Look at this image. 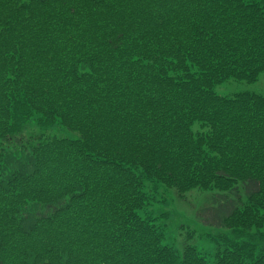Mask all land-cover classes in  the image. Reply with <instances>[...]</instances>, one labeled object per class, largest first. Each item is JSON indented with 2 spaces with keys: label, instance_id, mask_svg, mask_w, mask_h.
Wrapping results in <instances>:
<instances>
[{
  "label": "trees",
  "instance_id": "1",
  "mask_svg": "<svg viewBox=\"0 0 264 264\" xmlns=\"http://www.w3.org/2000/svg\"><path fill=\"white\" fill-rule=\"evenodd\" d=\"M261 72L264 0H0V264H264Z\"/></svg>",
  "mask_w": 264,
  "mask_h": 264
},
{
  "label": "rangeland",
  "instance_id": "2",
  "mask_svg": "<svg viewBox=\"0 0 264 264\" xmlns=\"http://www.w3.org/2000/svg\"><path fill=\"white\" fill-rule=\"evenodd\" d=\"M221 94H230L241 90L255 91L264 96V72H261L256 82H244L229 79L215 87ZM36 128L32 125L26 126L23 130L25 135L32 134ZM49 132L60 135L62 131L49 129ZM208 192L198 188L193 189L182 197H176L173 191H169L166 202H161L156 206L157 210L167 213L166 222L168 224V237L173 245L180 248V244L185 241L187 244L197 245L202 250V242L208 243L212 247V237L224 232L222 229H214L200 225L194 215L196 209L207 202ZM163 220V219H162ZM207 232L211 234L208 235Z\"/></svg>",
  "mask_w": 264,
  "mask_h": 264
}]
</instances>
